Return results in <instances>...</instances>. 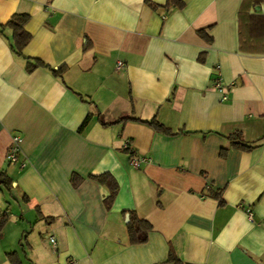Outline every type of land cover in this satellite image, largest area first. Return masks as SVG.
<instances>
[{
	"label": "crops",
	"instance_id": "crops-1",
	"mask_svg": "<svg viewBox=\"0 0 264 264\" xmlns=\"http://www.w3.org/2000/svg\"><path fill=\"white\" fill-rule=\"evenodd\" d=\"M184 1L0 0V23L30 14L23 55L64 67L28 70L0 32V169L13 180L0 264L12 251L23 264H264V0ZM123 115L176 133L99 119ZM234 131L258 145L232 146ZM102 172L119 184L110 207ZM129 211L150 222L146 241L129 242Z\"/></svg>",
	"mask_w": 264,
	"mask_h": 264
},
{
	"label": "trees",
	"instance_id": "trees-1",
	"mask_svg": "<svg viewBox=\"0 0 264 264\" xmlns=\"http://www.w3.org/2000/svg\"><path fill=\"white\" fill-rule=\"evenodd\" d=\"M185 4L184 0H167L166 7H183ZM153 7H157L156 4H151ZM30 19V14L25 12H15L13 13L8 21L3 24L0 23V32H4L6 30L10 31L9 41L12 50L17 54L25 58L26 60V68L28 70H32L37 66H46L48 67L54 74L58 76H62L64 67L54 68L46 64L41 59L37 58H30L23 55V48L27 44V42L31 38V33L26 29L25 25ZM204 28H200L198 31L199 33L206 38L207 40H211V37L208 36ZM86 38V46L89 44L88 37ZM90 115H87L84 122L82 123V127L88 122ZM102 124H109V123H123L129 119L142 121L145 123L150 124L156 130L162 131L167 134H174L176 132L172 131L169 127L165 126L162 122H160L156 116L152 117L151 119H141L136 116H127L123 115L120 116L112 121H105L101 117L99 118ZM227 139L230 144L234 147L249 150L258 145V142H250L243 139L241 131H234L227 135ZM129 149V148H126ZM227 151V147L221 148V154H225ZM92 178L97 180L100 184L105 185L108 189L107 195L104 197V203L106 207H110L112 204L118 189L119 184L116 178L110 172H102L100 174L91 175ZM81 180V177L77 173H72L71 181L73 184H77ZM12 178L8 175L7 171L4 169H0V188H6L7 190H11L12 186ZM216 196L219 198V202L222 203L223 199L220 196V192L216 193ZM9 219V215L6 211H0V230L5 226ZM126 229L129 238V242L131 243H141L147 240L148 231L151 229V224L148 220L139 217L135 211H129V219L126 222ZM9 256L12 258L14 264H23L22 259L19 257L16 251L9 252ZM169 259L178 262L179 259L173 253V251L169 254ZM194 264V263H189Z\"/></svg>",
	"mask_w": 264,
	"mask_h": 264
},
{
	"label": "built area",
	"instance_id": "built-area-1",
	"mask_svg": "<svg viewBox=\"0 0 264 264\" xmlns=\"http://www.w3.org/2000/svg\"><path fill=\"white\" fill-rule=\"evenodd\" d=\"M122 64H123L122 61H118V66H121ZM214 87L215 89L220 91L222 100L228 99L227 83H225V81L220 76L215 78ZM125 147L126 148L130 147V143L128 141L125 143ZM19 150H20V138L17 136L13 138L12 145L8 148L6 152V158L10 163H15L17 161ZM132 162L133 164L138 165V161L136 159H132ZM251 214L252 213H250V215ZM49 240L54 246H56V239L54 235H50Z\"/></svg>",
	"mask_w": 264,
	"mask_h": 264
}]
</instances>
